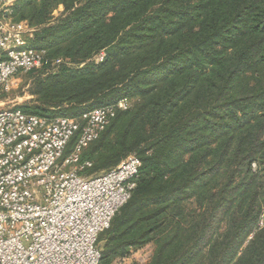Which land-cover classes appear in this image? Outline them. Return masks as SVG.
Here are the masks:
<instances>
[{"label": "trees", "instance_id": "trees-1", "mask_svg": "<svg viewBox=\"0 0 264 264\" xmlns=\"http://www.w3.org/2000/svg\"><path fill=\"white\" fill-rule=\"evenodd\" d=\"M11 16L49 60L86 62L28 72L36 102L20 109L133 100L80 155L91 172L142 162L101 264L148 243L145 264H264V0H17Z\"/></svg>", "mask_w": 264, "mask_h": 264}, {"label": "built area", "instance_id": "built-area-1", "mask_svg": "<svg viewBox=\"0 0 264 264\" xmlns=\"http://www.w3.org/2000/svg\"><path fill=\"white\" fill-rule=\"evenodd\" d=\"M16 1L0 0V94L49 59L45 48L29 42L36 28L12 18ZM132 103L125 96L78 116L0 109V264H101L99 234L130 198L141 159L130 154L92 176L66 165L81 163V152L116 110ZM91 165L87 160L81 168Z\"/></svg>", "mask_w": 264, "mask_h": 264}, {"label": "rangeland", "instance_id": "rangeland-1", "mask_svg": "<svg viewBox=\"0 0 264 264\" xmlns=\"http://www.w3.org/2000/svg\"><path fill=\"white\" fill-rule=\"evenodd\" d=\"M53 20L59 19L63 13V6H59L54 9L53 11ZM105 56V51H101V53L94 56L91 60H95V62H100L101 57ZM66 62L68 66H79L83 67L86 62L77 63L70 59H63L61 57L58 58H52L48 59L45 63L48 67V70L54 71L58 69V66L62 62ZM90 61V60H88ZM43 68V66L41 67ZM36 74H29L25 73L20 75L18 78H16L13 81V85L10 89L5 90L0 94V109L1 108H8V107H16V108H22L23 106H31L36 101V95L33 93V82L35 79ZM138 98H135V100ZM73 150V149H72ZM71 150V151H72ZM70 151V152H71ZM67 153V154H70ZM87 161V160H86ZM78 166L80 168V173L85 176H92L95 174H99L103 172L104 170L94 171L91 172L87 168H81V163H73L66 165V168L69 169L70 167ZM106 241V235L103 236V238L99 242V246L103 247ZM155 250V244L154 243H148L140 248L133 249L130 255L128 256H119L112 260L110 264H133L135 262L139 264H145L147 263L151 257L153 256Z\"/></svg>", "mask_w": 264, "mask_h": 264}]
</instances>
